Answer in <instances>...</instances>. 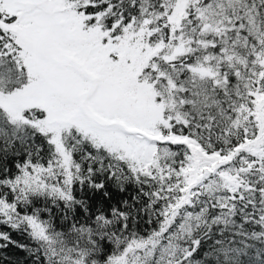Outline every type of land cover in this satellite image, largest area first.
<instances>
[{"label":"snow or ice","instance_id":"snow-or-ice-1","mask_svg":"<svg viewBox=\"0 0 264 264\" xmlns=\"http://www.w3.org/2000/svg\"><path fill=\"white\" fill-rule=\"evenodd\" d=\"M0 264H264V0H0Z\"/></svg>","mask_w":264,"mask_h":264}]
</instances>
